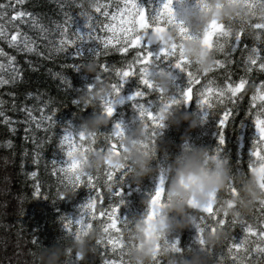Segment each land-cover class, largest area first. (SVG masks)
Here are the masks:
<instances>
[{
  "label": "snow or ice",
  "instance_id": "6c2138e0",
  "mask_svg": "<svg viewBox=\"0 0 264 264\" xmlns=\"http://www.w3.org/2000/svg\"><path fill=\"white\" fill-rule=\"evenodd\" d=\"M260 2L261 0H242V3L250 10ZM24 3L25 0H0V41L17 53L35 54L45 59L65 53L66 58L71 59L72 63L61 64V69L68 67L76 70L83 67L85 60L95 58L99 69L96 74L97 80L102 79L101 73L109 72H114L117 78L116 82L111 83V93L100 102L102 113L109 118L114 113V104L123 102L120 96L121 88L129 78L135 77L138 86L127 99L133 102L132 107L136 110L137 116L147 122L146 126L150 128L149 136L152 144L160 135V130L165 127L160 112L177 104L187 106L195 101L201 109L202 121L209 114L218 117L217 146L212 154L213 158L221 156L225 144L224 129L240 107L239 101L244 98V93L249 86L248 77L253 72L264 74V49L258 47L262 43L259 36L251 47L245 44L241 49L242 38L247 34L244 31H237L233 34L228 26L216 21H212L203 33H191L181 21L176 19L171 6L172 0H163L156 14L151 18L146 9L138 5L137 0H104V2L96 0L91 11L85 10L81 0L75 6L81 10L79 15L84 19L83 31L73 30V18L70 11H62L63 19L61 21L52 20L51 28H48L40 22L37 16L23 8ZM198 3L202 5L203 0H198ZM70 6L61 4L60 8L63 10ZM21 25L34 30L37 34L36 38L22 31ZM167 25L176 26L178 38L171 43L158 41L159 49L154 54L148 50L153 44L150 35L164 32ZM251 27L257 33H264V23H254ZM190 39L200 40L215 52L214 67L208 74L194 70V62L185 55L183 42ZM37 40L46 41L44 47L47 49V56L38 50ZM89 42L93 46L86 48L85 45ZM238 51L242 52L239 60L234 57ZM112 52L122 57H126L131 52V58L123 60L120 67L110 66L107 62H99V57L107 56ZM160 64H165L166 68L159 67ZM233 65L238 67L242 65L241 71L244 74L237 77L233 71ZM2 70H7V76L0 74V86L15 85L21 79L22 69L17 64L16 57L0 47V71ZM173 70L184 74L183 88L175 85L176 77L173 75ZM154 72L166 74L172 82L171 89L174 91L169 89L165 94L155 85L151 79ZM53 75L59 80L60 85L64 86L65 91L71 87L70 81L62 71ZM250 86L253 92L249 97L245 115L250 116L256 135L251 145V159L247 163V172H252L259 166L261 172L264 173V79L259 80L258 83L253 81ZM91 88L92 85H89L88 89ZM151 93L158 94L159 107L155 110L152 108V101L148 99ZM9 95L14 97V93H9ZM26 96L32 98L35 103L22 104L17 108L13 99L12 108L25 114L24 138L33 144L31 163L38 166L42 158L40 149L43 147L44 138L40 137L38 140L36 134L43 132L49 141L52 139L56 125L54 115L57 109L52 106V98L42 100L40 95L34 96L32 93H27ZM3 103L0 101V105ZM72 103L77 104L75 100ZM34 112H38L39 116L34 115ZM0 123L7 126L9 132H15L13 125L19 121H13L0 107ZM124 134L125 129L121 123H114L108 134L101 132L99 134L101 137H108L107 147L103 140L98 142L94 134L88 135L93 138V151H109L112 155L118 156L123 150V145L119 141ZM56 137L58 139L56 146L63 153V160L62 162L54 159L49 161L50 175L57 180L56 191L51 201L55 203L66 197L62 190L65 183L71 184L74 193L81 186L91 192L86 202L80 206L79 214L75 218L64 215L58 217L64 236L78 238L93 225H97L103 233L95 241V246L101 249L102 264H126L127 248L136 245L126 241L123 237L122 226L127 218L120 216L119 208L124 203L121 199L122 184L130 170L124 167L115 168L106 160L102 172L96 175L82 173L79 170V162L70 158L77 150H87L84 144L85 134L82 131L73 134L65 129L63 135H56ZM7 144L10 146L11 141ZM143 146L147 148L149 144L145 143ZM236 163L239 166L241 162ZM241 173L245 172L240 171L238 167L234 175ZM27 175L35 181L32 197H43L49 200V194L43 190L37 179V172L31 171ZM165 179L164 170H161L155 191L150 195L146 218H155L158 215L165 193ZM258 186L261 191H264V174L260 176ZM229 195L233 197L237 195V188L231 179L226 192L220 199L225 200L229 207H233L234 205L227 200ZM217 199V194L213 193L207 196V202L204 205L189 201L190 208L195 211V215H191L190 219L196 229L197 249L191 247L181 249L178 241L169 242L164 239L157 245L155 264H164L161 249L180 256H183L185 251L199 250L213 257V250L205 245L204 233L215 232L217 227L225 228L226 225L235 228L237 224H239L242 236L239 240L232 237L226 247V255L231 264H247L249 260L252 264H264V200L258 201L254 208L256 222L253 224L243 219H229L227 213L219 214L216 206ZM32 243H39L35 235H33ZM214 258L218 264H224L223 253L220 255L216 253ZM81 261L78 253L70 254L67 264H80Z\"/></svg>",
  "mask_w": 264,
  "mask_h": 264
},
{
  "label": "trees",
  "instance_id": "16d2710c",
  "mask_svg": "<svg viewBox=\"0 0 264 264\" xmlns=\"http://www.w3.org/2000/svg\"><path fill=\"white\" fill-rule=\"evenodd\" d=\"M80 2L81 0H75V2L73 0H25L23 8L37 16L40 22L48 28H51L52 20L61 21L63 19L62 11H70L73 18V30L83 31L84 19L79 15L81 10L75 6V4ZM137 3L146 9L148 16L151 18L156 14L159 0H137ZM61 4L71 6L61 10ZM84 8L91 11L87 9L86 4H84ZM20 27L22 31L28 32L34 39L36 38L37 34L34 30H30L25 25ZM69 35H71V32H69ZM44 43L46 41L37 40L38 50L47 56L48 52L44 47ZM245 44L251 47L254 41L247 35L242 38L241 49H243ZM92 46L90 42L85 45L86 48ZM0 47L14 55L17 64L22 69L21 79L15 85L0 86V101L4 102L0 107L13 121H19V123L13 125L15 132H9L7 126L0 123V162L11 170L10 178L3 175L2 170L0 172V257H7L21 248L25 253L24 260L15 264H34L36 254L43 247L54 246L64 235L58 217L64 215L75 218L79 214L80 206L91 195L90 190L81 186L71 197L66 196L62 200L55 203L52 202L51 199L56 191L57 180L50 175L51 165L49 161L54 159L57 162H62L63 160V153L56 146L58 144L56 135H63L65 129L75 134L84 119L93 115L94 112L100 111L99 107H82L79 104L72 103L81 91L93 84L96 74L86 73L83 67L76 70L68 67L61 69V64L72 63L71 59L66 58L65 53L56 54L50 59H45L35 54L17 53L15 50L8 48L2 41H0ZM258 47L264 49V42L260 43ZM158 49L159 44L154 43L150 45L148 50L155 54ZM241 56L242 52L240 51L234 54L237 60ZM126 58H131V52L126 57L112 52L107 56L99 57L98 60L99 62H107L110 66L120 67L122 66V61ZM159 67L166 68V65L160 64ZM241 68L242 65L239 67L233 65V71L237 77L244 74ZM61 71L67 76L71 84V87L66 91L64 86L60 85L59 80L53 75ZM0 74L7 76V70L0 71ZM173 75L176 77L175 85L183 88L185 85L184 74L173 70ZM101 76L102 79L110 77L111 83L117 80L114 72L101 73ZM248 79L249 86L244 93V98L239 101L240 107L236 110L234 118L227 123L224 129L225 144L221 156L228 159L233 174L237 172L238 167L240 171L247 172V163L251 159V145L256 133L254 124L250 116L245 115V111L248 107L249 97L253 92L250 86L251 83L253 81L258 83L259 80L264 79V74L253 72ZM137 86L138 82L135 77H131L125 82L120 91L123 102L114 104V113L109 118L108 125L102 127L100 132L110 133L114 123H121L125 132L130 130L137 113L132 107L133 102L129 101L127 97L135 91ZM170 90L174 91L171 88ZM9 93H14V97L9 95ZM27 93H32L34 96L40 95L42 100L52 98V106L57 109L54 115L56 125L53 129L52 139L49 141L47 135L43 132L36 134L38 140L40 137L44 138L43 147L40 149L42 158L38 166L31 163L33 144L30 140L24 138L26 125L23 121L25 114L12 108L13 99L17 108L22 104L32 105L35 103L32 98L26 96ZM148 99L152 101L153 110L159 107L158 94L151 93ZM180 111L188 112L195 116L199 120L197 127L189 128L188 121H181L179 125H167L165 122V127L160 130L159 135V139L164 142V151H157L152 160V166L155 171L143 177L139 183L132 181L130 173L124 178L121 196L124 203L119 208V214L122 218L130 219L146 212L145 205L141 201L146 196L150 197L155 191L161 170H164L166 176L164 185L166 189L168 182L167 166L185 143L207 147L210 152L217 146L218 117L216 115L209 114L202 121L201 109L195 101L187 106L182 104ZM34 115L39 116V113L34 112ZM8 141H11L10 146L7 144ZM24 153H27V155H23ZM237 161L241 162L239 166L236 163ZM46 165L48 166L46 167ZM6 166L2 168L5 169ZM31 171L37 172V179L43 190L49 194V200L43 199V197H32L31 193L35 181L27 175ZM8 201L11 207L7 210L4 206ZM192 215H195L194 210H192ZM241 219L253 224L256 222L254 211L251 215H245ZM225 230L227 233L226 238L219 247L213 249V258L216 253L217 255L223 253L224 264H231L230 259L226 255L227 242L232 237L239 240L242 232L239 224L235 228L226 225ZM33 235L39 240L38 244L32 243ZM195 236L196 229L191 224L189 227L167 235L165 239L169 242L178 241V246L181 249L189 247L197 249L198 245L195 243ZM95 247V253L89 254L80 264H102L101 249L97 246ZM106 255L110 256V254ZM247 264H252L251 260Z\"/></svg>",
  "mask_w": 264,
  "mask_h": 264
},
{
  "label": "clouds",
  "instance_id": "9594fccd",
  "mask_svg": "<svg viewBox=\"0 0 264 264\" xmlns=\"http://www.w3.org/2000/svg\"><path fill=\"white\" fill-rule=\"evenodd\" d=\"M87 9L95 5L96 0H82ZM177 20L191 33H203L212 21L228 26L232 33L244 31L253 41L257 36L264 42V33H257L251 27L254 23H264V0H261L254 9L246 7L242 0H203V4L184 7L179 12H174ZM178 38L175 25H167L166 30L156 35H150L151 42L157 43L162 40L171 43ZM185 55L194 64V70L208 74L214 67L215 52L198 39L185 40L183 42ZM86 73L97 74L98 66L95 58L87 59L83 63ZM151 79L154 84L168 93L171 81L164 73L154 72ZM112 91L111 78L95 79L92 88L81 91L75 101L82 107L92 106L100 108V102ZM181 105L177 104L160 112L164 124L179 125L181 121H188L189 128L197 127L199 120L188 112H181ZM109 117L99 112L84 119L76 133L83 132L86 136L84 144L87 150H77L71 156V160L79 162L80 171L96 175L104 169L107 160L113 167H124L129 169L131 179L139 183L141 179L152 174L155 169L152 166L157 151H164V142L156 138L151 143L149 136L150 128L147 122L136 116L130 130L120 138L123 150L120 155H112L109 151H93V138L88 134H94L97 141L103 140L105 147L108 137H101L100 129L107 126ZM186 139V138H185ZM145 143L149 147H144ZM168 182L165 189L163 201L155 218H146L149 208L150 197L146 196L141 203L145 205L146 212L138 217L127 219L122 226L123 237L126 241L135 244L128 247L126 252V264H155L154 257L157 255V245L167 235L178 232L192 224L190 216L192 208L189 201L199 205L207 202V196L217 194V211L219 214L227 213L229 217L241 219L245 215H251L260 200H264V191L258 186L261 172L259 166L254 171L234 175L226 157L216 156L207 147L193 146L185 143L175 155L166 169ZM233 180L237 188V195L227 197L234 206L220 199L227 190L229 180ZM71 180V177H69ZM65 196L71 197L74 192L70 183L63 186ZM103 233L97 225H93L78 238L73 236H62L54 246L43 247L37 254L34 264H67L70 254L78 253L83 260L89 254L95 253V241ZM225 228L217 227L215 232L204 233L205 245L208 249H216L226 238ZM164 264H218V261L207 252L199 250L185 251L183 256L173 254L161 249Z\"/></svg>",
  "mask_w": 264,
  "mask_h": 264
},
{
  "label": "rangeland",
  "instance_id": "374dc122",
  "mask_svg": "<svg viewBox=\"0 0 264 264\" xmlns=\"http://www.w3.org/2000/svg\"><path fill=\"white\" fill-rule=\"evenodd\" d=\"M163 3V0H159V4L157 9ZM198 3V0H172V8L174 12H179L184 7L195 6ZM6 166L0 162V172L2 170V174L5 175L7 178H10L11 170L8 166L3 169L2 167ZM6 209H10L11 204L8 202L5 203ZM25 253L20 248L17 252L9 254L7 257H0V264H15L17 262H22L24 260Z\"/></svg>",
  "mask_w": 264,
  "mask_h": 264
}]
</instances>
